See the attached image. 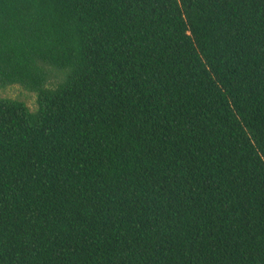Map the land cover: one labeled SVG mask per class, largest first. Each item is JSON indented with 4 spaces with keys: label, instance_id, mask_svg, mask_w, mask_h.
<instances>
[{
    "label": "trees",
    "instance_id": "1",
    "mask_svg": "<svg viewBox=\"0 0 264 264\" xmlns=\"http://www.w3.org/2000/svg\"><path fill=\"white\" fill-rule=\"evenodd\" d=\"M0 264H264V0H0Z\"/></svg>",
    "mask_w": 264,
    "mask_h": 264
},
{
    "label": "rangeland",
    "instance_id": "2",
    "mask_svg": "<svg viewBox=\"0 0 264 264\" xmlns=\"http://www.w3.org/2000/svg\"><path fill=\"white\" fill-rule=\"evenodd\" d=\"M0 99L19 100L25 102L31 110H35L37 108L36 93L30 92L19 85L0 88Z\"/></svg>",
    "mask_w": 264,
    "mask_h": 264
}]
</instances>
